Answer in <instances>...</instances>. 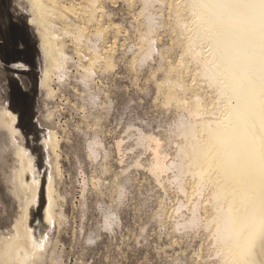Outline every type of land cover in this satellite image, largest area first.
Returning <instances> with one entry per match:
<instances>
[{"label":"rangeland","instance_id":"1","mask_svg":"<svg viewBox=\"0 0 264 264\" xmlns=\"http://www.w3.org/2000/svg\"><path fill=\"white\" fill-rule=\"evenodd\" d=\"M167 1L165 5L156 3L148 9L156 14L149 36L154 39L150 41L152 51L143 62L136 61L143 51L138 49L145 28L139 15L140 0H97L101 9L95 11L91 23L80 13L85 5L83 0H60L59 7L44 1L45 6L65 12L68 17L64 23L81 26L85 36L80 39V46L79 41L76 43L69 36L57 41L59 51L71 59L67 64L59 63L66 69L65 77L61 71L49 69L53 51L40 32L34 3L0 0V156L4 157L0 163V236L13 234L16 228L25 232L33 224L30 239L25 242L27 248L42 253L43 258L55 250L61 256L59 264H212L216 261L207 231L199 225L183 226L194 199L188 200V176L182 178L184 193H181L171 180L175 170L158 177L149 171L156 153L160 155L156 154L158 158L165 157L161 161L166 166L175 161L176 143L180 139L174 125L183 115L186 117L174 106L164 107V95L156 87L159 83L168 84L166 68L178 65L182 56L177 34L170 29L174 16L168 5L181 0ZM256 4L264 14V0H257ZM71 5L76 14L69 13L67 7ZM247 5L251 6L248 2ZM54 23L61 26V21ZM101 26L106 31L96 42L94 31ZM92 39H96L93 40L95 53L100 58L93 65L94 75L89 76L91 80H87L86 87L78 77L88 59L78 61L76 52L88 55L90 52L85 47ZM108 54L115 67L103 71V58ZM180 74L182 84L188 86L186 93L183 92L187 99L192 77L188 71L182 70ZM86 91L95 94V106L89 103ZM138 134L146 139L138 143ZM93 136L100 145L95 148L94 159L88 157L87 150ZM17 171L21 188L37 189L40 203L37 210L40 214L35 212L26 222V207L19 208L10 193L12 185L8 178ZM106 210L110 212L108 220H105ZM58 213L62 217L59 228ZM105 222L109 227H104Z\"/></svg>","mask_w":264,"mask_h":264},{"label":"bare ground","instance_id":"2","mask_svg":"<svg viewBox=\"0 0 264 264\" xmlns=\"http://www.w3.org/2000/svg\"><path fill=\"white\" fill-rule=\"evenodd\" d=\"M44 1H48L54 7L58 4L59 7L60 0H31V2L35 5L38 19L40 18L38 22H40V32L44 42H49L53 51L50 60L47 59L49 60V69L57 73L61 71L65 76L66 69L59 63L67 64L71 59L59 51L57 41L63 36H69L76 43L79 41L77 43L79 44L80 39L85 36L81 26L64 23V19L68 17L64 15L65 12L62 14L51 5V7H48V4L45 6ZM96 1L83 0L85 5L80 9V13L87 22L95 19V11L101 9ZM140 1L142 8L140 7L141 14L139 13V15H142L144 19L145 28L142 36L140 35L141 46L138 49V51L141 49L143 51L138 55L136 61L143 62L152 51L150 41L154 39L153 36L151 38L149 36L152 34L156 14L148 9L153 4L165 5L168 1ZM256 1L181 0L178 4H168L174 16V22L170 29L177 34L176 41L182 48V56L178 65L166 68L165 76L170 77V80H165L168 81V84L165 86L163 81L164 83H159L156 87L157 91L164 95L163 106H174L175 109L183 111L186 117L184 118V115L183 118L177 116L179 119L174 125L175 128L173 127L174 130L176 129V136L180 139L176 143L175 161L170 160V163L167 161L169 164L166 166L161 161L165 157L158 158V154L155 152L157 155L154 154L149 171L158 177L165 171L175 170L171 180L176 183L177 189L181 193H184L182 178L184 175L188 176V200L194 199L191 205L189 204L188 220L183 223V226L191 228L199 225L203 231H207L212 241V254L216 257V261L212 264H260V260L264 258V245L262 246L264 240V29L262 27L264 14L260 11V7H257L259 5L256 4ZM247 2L251 6H248ZM63 8L66 10L65 7ZM67 8L71 14L76 12L72 5ZM53 20L61 21V26H55ZM160 22L159 25H161ZM37 26H39L38 23ZM103 31L106 30L102 26L94 31L95 37L92 36L97 38L96 42L100 36L103 37ZM115 33L118 34L116 31ZM93 40H89V45L85 47V50L90 52L88 55L79 50L76 52L78 61L85 57L88 59L87 64L82 65L83 73L78 77L83 84L88 79L91 80L89 76L94 75L92 74L93 65L97 64V59L100 58L95 53L97 49H95L94 41L96 39ZM44 42L41 43L44 44ZM108 55L105 56V59L103 58L101 65L103 71L113 66L112 60H110L112 57ZM65 64L64 66H66ZM182 70L190 72L192 77L189 87L190 96L187 99L183 96L185 95L183 92L186 93L188 86L185 87L186 85L184 86L181 82L180 71ZM85 85L87 87L88 84ZM88 93L86 96L89 103L95 106L93 104L95 94ZM94 136L96 137V135ZM94 136L87 143L88 157L92 159L96 157H94L95 148L99 145ZM143 138L138 134V143ZM148 140L150 141V139ZM0 142L2 143L1 136ZM160 154L162 153L160 152ZM3 158L0 156V163ZM137 163L134 164L137 166ZM19 180L18 171L8 178L12 185L11 196L17 200L19 208L26 207L24 214L26 222L32 215H35V212H38L40 203L38 204L37 189L23 190ZM109 213L106 210L105 220L110 216ZM200 214L202 218H200ZM60 217L61 214L58 213L56 218L58 228L62 225ZM32 225H28L26 230L24 229L25 232L18 230L15 226L13 234L0 236V264L61 263L59 262L61 256L56 254L55 250L43 258L42 253L27 248L26 240L30 239L29 230ZM108 225L105 222L104 227ZM261 237L262 241L259 243Z\"/></svg>","mask_w":264,"mask_h":264}]
</instances>
